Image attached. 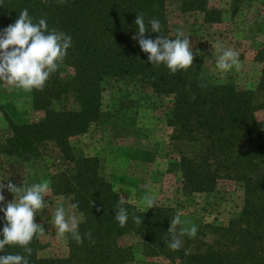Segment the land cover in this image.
<instances>
[{
	"label": "rangeland",
	"instance_id": "rangeland-1",
	"mask_svg": "<svg viewBox=\"0 0 264 264\" xmlns=\"http://www.w3.org/2000/svg\"><path fill=\"white\" fill-rule=\"evenodd\" d=\"M163 21L166 38L175 39L177 32L189 36L194 54L191 68L172 75L161 64L158 73L165 80L158 81L157 90L135 78L109 80L102 86L97 115L82 133L67 138L64 151L51 143L43 144L37 156L25 162L11 161L0 154V181L5 185L11 182L17 187H30L45 180L52 182L51 179L58 173H71L70 158L92 159L95 160L98 175L110 191L118 199L121 195L129 199L125 205L146 213L148 210L144 212L140 201L145 195L153 196L156 206L149 210L164 211L166 225L170 226V221L179 215L182 221L179 228L198 227L195 238L184 237L181 256L203 254L208 248L231 252L241 246L240 240H237L239 236L236 235V241L230 244L228 240L232 238L225 231L228 225L242 228L237 219L244 206L243 186L222 175L221 171L213 184L204 183L202 191L191 190L184 185L182 166L206 157L200 153L210 144L207 140L209 134L206 137L204 132L190 129L191 135L184 137L180 126L185 120L174 112L179 99L176 91L181 88H172L166 81L173 78L176 85L190 82L200 85L202 77L208 91L205 95L197 90L187 93L186 99L193 100L191 97L195 96L193 101H213L216 99L214 89L222 95L223 88L230 89L236 97L252 98V117L256 128L244 141L237 139L236 147L248 149L263 144L264 0H166ZM218 42L224 48L239 53L238 70L234 67L223 73L215 68V57L219 53L214 45ZM197 51L203 55H195ZM30 98V92L19 89L9 91L0 84V147L10 134L9 122L36 123L42 118V111L32 109ZM61 105V108L72 107L69 99L62 101ZM206 114L203 113L204 116ZM196 117L187 116L188 123L193 127L196 121L201 120ZM208 123L206 125L212 127V123L217 121L213 119ZM194 179L204 181L199 177ZM2 194L5 201L0 207H5L14 196L6 188ZM45 203L47 207L34 217V222L42 224L46 231L44 236H35L37 249L34 257L42 261L66 260L70 235L65 238L55 235L50 221L55 209L60 205L67 209L73 198L66 193H56L52 187ZM80 221V224L84 221L82 214ZM114 239L115 248L129 249L123 264H186L176 255L171 259L163 254H150L133 232ZM112 263V259L107 260V264Z\"/></svg>",
	"mask_w": 264,
	"mask_h": 264
},
{
	"label": "trees",
	"instance_id": "trees-1",
	"mask_svg": "<svg viewBox=\"0 0 264 264\" xmlns=\"http://www.w3.org/2000/svg\"><path fill=\"white\" fill-rule=\"evenodd\" d=\"M165 1L66 0L62 4L59 0H0V31L13 24L21 10L27 9L34 23L46 18L49 30L55 28L72 37V46L63 63L50 75L43 90L30 92L31 107L42 111V118L36 123L9 122L10 134L0 147V154L11 161L25 162L37 156L43 144L51 143L64 151L67 138L82 133L97 115L102 86L109 80L135 78L157 90L158 81L165 80L158 73L160 66L147 62V54L132 37L137 33L134 21L139 13L144 14L146 23L152 18L158 19L162 25L161 34L165 36ZM147 27L149 31L145 38L156 39L160 35L151 33L150 25ZM166 82L172 88L182 89L176 91L179 99L174 112L185 120L180 126L184 137L191 135L190 129L198 133L202 131L206 137L209 134L207 140L210 144L200 153L206 157L182 166L184 185L202 191L204 183L213 184L221 171L222 175L243 186L244 206L237 219L242 225L236 224L242 228L228 225L225 231L232 238L228 240L230 244L238 235L241 246L231 252L208 248L203 254L181 256V250L168 247L169 225L163 220L166 219L164 211L140 213L129 205H123L129 219L124 227H120L114 220L119 199L98 175L95 160L70 158L71 173H58L50 185L56 193L69 194L73 203H78V210L84 218L79 232L83 235L90 230L95 243L85 239L78 246L69 237L66 260L42 261L34 257L37 249L34 236L29 245L32 248L29 264H107L108 259H112V264H123L129 249L115 248L114 238L128 232L138 235L142 247L150 254H163L171 259L176 255L186 264H264V143L248 149L236 147L237 139L244 141L256 128L252 117L253 99L236 97L230 89L223 88L222 95L214 89L216 99L213 101H193L186 99L187 93L197 90L205 95L207 87H200L195 82L176 85L173 78ZM68 99L72 107L61 108V102ZM190 114L197 116L196 119L201 118L202 123L196 121V126H191L187 119ZM213 119L217 123H212V127L206 125ZM195 177L204 181H196ZM92 201L94 206H91ZM133 215L141 217V225L134 223ZM5 223L3 212H0V232ZM4 254L27 255L23 248L7 245L5 252H0V255Z\"/></svg>",
	"mask_w": 264,
	"mask_h": 264
},
{
	"label": "clouds",
	"instance_id": "clouds-1",
	"mask_svg": "<svg viewBox=\"0 0 264 264\" xmlns=\"http://www.w3.org/2000/svg\"><path fill=\"white\" fill-rule=\"evenodd\" d=\"M65 3L66 0H59ZM137 33L132 37L138 41L142 52L147 54V62L152 66L164 64L170 74L175 75L178 71H187L193 66V45L190 44L189 36L177 32L175 39L166 38L161 34V23L152 18L145 22L143 13L136 14L134 21ZM160 33L156 39L145 38V33ZM72 46V37L55 28L49 30L46 18L33 22L27 9L21 10L18 18L13 24L8 25L0 31V84L7 87L9 91L19 89L25 92L33 90L42 91L50 75L55 73L63 63L68 49ZM215 51L219 53L215 57V68L227 73L234 67H240L239 53L231 48H224L221 43L214 45ZM195 55H203L199 51ZM212 63V60H208ZM200 87H207L202 81ZM195 99V96L191 97ZM50 181L45 180L35 183L30 187L14 186L8 182L6 185L0 181V204H4L5 197L2 194L5 188L13 194L14 199L5 207H0L4 214L5 226L0 232V252H5L7 246H19L27 255L4 254L0 255V264H29L28 257L32 254L29 247L34 236H44L45 228L42 224L34 222V217L42 209L47 207L45 197L51 192ZM129 199L120 196L115 211L114 220L120 227H124L129 219V214L123 206ZM144 212L156 206L155 197L145 195L140 201ZM94 202L92 201V205ZM78 203H71L66 209L60 205L55 209L50 223L54 225L55 235L65 238L70 235L71 239L78 245H82L85 239L95 243L91 231L83 235L79 232L80 215ZM99 211V209H97ZM133 221L137 225L142 224L139 216L133 215ZM182 224L180 216H175L170 221L168 228V247L171 250H181L184 237L195 238L198 227L179 228Z\"/></svg>",
	"mask_w": 264,
	"mask_h": 264
}]
</instances>
